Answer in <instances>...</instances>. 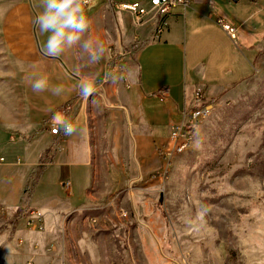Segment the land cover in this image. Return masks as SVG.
Listing matches in <instances>:
<instances>
[{
    "label": "rangeland",
    "instance_id": "1",
    "mask_svg": "<svg viewBox=\"0 0 264 264\" xmlns=\"http://www.w3.org/2000/svg\"><path fill=\"white\" fill-rule=\"evenodd\" d=\"M20 1L0 0V264H264V74L243 91L217 97L222 104L199 126L205 136L203 150H195L192 144L175 155L165 182L151 181L160 171L143 176L98 172L100 185L90 189L91 202L75 212L55 204L47 213L29 209L39 182L43 186L37 199L57 200L65 194L57 193L56 182H62L63 188L70 175L63 167L49 165L50 154L33 151L32 156L26 153L13 159L8 152L24 142L12 137L17 136L12 124L25 118L26 105L21 91L23 69L7 50L1 28L7 10ZM104 11L110 27L121 34L123 50L134 52L135 58L141 43H131L127 34L138 25L128 14L108 7ZM225 35L215 31L227 69L240 41L237 30L235 39ZM182 44L183 64L188 51L190 67V46L184 38ZM112 47L109 63L117 65L122 56ZM100 105V99L95 104L89 101L87 113ZM151 108L162 114L166 103L154 100ZM173 113L172 120L181 122L178 111ZM11 144L15 146L10 150ZM29 162L40 165L32 166L27 177ZM120 177L124 181L119 187L102 185ZM202 205L210 211L201 218ZM33 211L41 214L43 231L27 226Z\"/></svg>",
    "mask_w": 264,
    "mask_h": 264
},
{
    "label": "crops",
    "instance_id": "2",
    "mask_svg": "<svg viewBox=\"0 0 264 264\" xmlns=\"http://www.w3.org/2000/svg\"><path fill=\"white\" fill-rule=\"evenodd\" d=\"M88 1L86 11L92 21L89 35L103 41L107 49L104 58L90 67L81 59L78 47L67 49L57 58L41 51L39 42L45 37L38 33L34 23L42 10L41 0H22L12 5L3 18V40L23 69L21 91L26 105L25 118L19 117L12 124L17 135L12 137L34 136L31 141L22 142L18 150L8 152L13 159L26 153L32 156L33 151L50 154L49 165L63 167L70 175L63 188L62 182L55 179L57 193L65 194V197L58 195L59 200L56 197L37 199L43 186L39 182L29 199L31 210L43 209L47 213L55 204L58 209L71 213L78 206L86 205L91 202L90 189L100 185L96 178L98 172H139L143 176L160 171L164 164L163 150L172 145L171 131L176 125L173 112L176 109L181 117L197 88H202L210 101L222 104L217 97L243 91L264 74V0H195L187 9L172 10L158 39L155 38L157 22L149 19L127 34L131 43H141L135 58L131 56L134 52L123 50L121 34L116 35L104 18L107 5L102 4L103 0ZM151 1L135 2L150 8ZM220 21L234 24L240 41L238 53L234 51L230 61L232 67L227 69L225 51L215 38V31L226 33ZM183 38L190 46V67L188 51L183 64ZM113 45L122 56L117 65L109 63ZM33 68L36 70L32 71ZM107 68H111L109 73L115 80L109 78L105 82ZM90 72L100 78L98 94L85 99L76 86ZM39 75H46L52 86L63 84L65 90L60 95H53L50 90L33 92L31 81ZM98 98L101 102L98 112L88 114L87 103L99 101ZM154 100L166 103L162 114L151 108ZM61 116L80 131L71 137L63 131L61 136L50 134L48 124L59 127L56 121ZM13 146L8 147L11 150ZM34 165L40 164L26 165L27 177ZM123 181L120 177L102 185L119 187ZM93 222L97 223V219Z\"/></svg>",
    "mask_w": 264,
    "mask_h": 264
},
{
    "label": "clouds",
    "instance_id": "3",
    "mask_svg": "<svg viewBox=\"0 0 264 264\" xmlns=\"http://www.w3.org/2000/svg\"><path fill=\"white\" fill-rule=\"evenodd\" d=\"M88 0H41L42 10L35 18V27L38 33L45 37L41 44L42 52L49 57H60L67 49L78 47L81 59L86 66L97 64L104 58L107 49L103 41L94 39L89 35L91 28V18L86 11ZM114 77L105 74V82ZM99 76L96 73H88L82 76L76 86L79 94L85 99L93 97L97 91ZM33 92L39 93L50 90L53 95H60L65 89L63 84L50 85L46 75H39L31 81ZM95 104V100H93ZM56 123L62 128L65 136H74L80 129L68 118L59 117ZM193 148L201 151L205 145V136L199 126L193 135ZM210 208L202 205L198 215L202 218Z\"/></svg>",
    "mask_w": 264,
    "mask_h": 264
},
{
    "label": "built area",
    "instance_id": "4",
    "mask_svg": "<svg viewBox=\"0 0 264 264\" xmlns=\"http://www.w3.org/2000/svg\"><path fill=\"white\" fill-rule=\"evenodd\" d=\"M194 1L195 0H152L150 8L140 2L129 3L120 0H105V3L109 9L128 14L136 25H142L149 19L157 22L155 38L158 39L163 33V29L166 26V19L170 16L172 10L175 8L187 9ZM87 4H89V1ZM219 23L224 31L232 39H235L236 29L222 21ZM218 106H220V104L210 101L207 98L202 88L199 87L194 91L192 100L184 108L181 122L174 125L172 128L171 147L163 150L164 166L159 173L151 176V181L165 182V172L167 169L171 168L170 165L172 158L175 157V152L184 147H192L193 135L196 127L208 120ZM225 106H229V103H226ZM48 130L53 136H61L63 131L56 125H49ZM26 224L32 229L39 231L44 230L42 216L36 211L31 212L30 218L27 219ZM28 264L32 263L30 262Z\"/></svg>",
    "mask_w": 264,
    "mask_h": 264
},
{
    "label": "bare ground",
    "instance_id": "5",
    "mask_svg": "<svg viewBox=\"0 0 264 264\" xmlns=\"http://www.w3.org/2000/svg\"><path fill=\"white\" fill-rule=\"evenodd\" d=\"M189 148H190V147H184L183 149L176 151V152H175V155H176V156H177V155H180V154L186 152V150H188ZM167 174H168V173L165 172V176H166Z\"/></svg>",
    "mask_w": 264,
    "mask_h": 264
},
{
    "label": "trees",
    "instance_id": "6",
    "mask_svg": "<svg viewBox=\"0 0 264 264\" xmlns=\"http://www.w3.org/2000/svg\"><path fill=\"white\" fill-rule=\"evenodd\" d=\"M215 102H217V101L215 100ZM33 137H34V136H32V137L22 136V140H24V141H26V142H29V141H31V139H32ZM27 187H28V185H27Z\"/></svg>",
    "mask_w": 264,
    "mask_h": 264
}]
</instances>
